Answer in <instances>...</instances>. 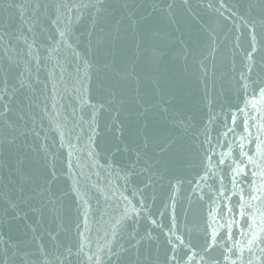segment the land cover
<instances>
[{
	"label": "snow or ice",
	"instance_id": "snow-or-ice-1",
	"mask_svg": "<svg viewBox=\"0 0 264 264\" xmlns=\"http://www.w3.org/2000/svg\"><path fill=\"white\" fill-rule=\"evenodd\" d=\"M86 17L89 51L107 57L74 47ZM228 20L225 71L214 25ZM192 25L211 56L196 61L209 109L200 122L162 70L169 53L187 63ZM209 81L224 91L219 111ZM105 114L112 136L98 151ZM45 120L67 152L59 170ZM85 168L105 176L91 185L96 207ZM158 187L168 194L153 214ZM98 211L109 221L94 240ZM0 264H264V0H0Z\"/></svg>",
	"mask_w": 264,
	"mask_h": 264
},
{
	"label": "water",
	"instance_id": "water-1",
	"mask_svg": "<svg viewBox=\"0 0 264 264\" xmlns=\"http://www.w3.org/2000/svg\"><path fill=\"white\" fill-rule=\"evenodd\" d=\"M228 3H239L244 4L246 0H227ZM207 18V17H206ZM237 23H239L237 21ZM88 25L89 21L87 17L85 20L75 27V33L73 36V44L77 51L81 52L82 55H87L89 58H100L101 56L107 57L108 52L105 51L104 53H97L95 51H89V33H88ZM217 30V36L220 42V50L216 53V63L218 66L223 65L224 70L227 71L228 61L232 58V41L234 36L236 35L235 29L233 27L232 20L228 21H221L218 25H214ZM179 35V33H177ZM183 39L187 41V48L190 51V55L188 56L187 63H185L183 57L173 56L171 53L166 55L162 62V70L166 73L168 79L172 82L174 87L178 90L181 98L183 99L186 107L197 117V122L201 120L206 121L208 117V106L204 100L205 96V87L202 80L197 79L200 76V72L197 67L196 61L201 58V53L208 56V63L211 66V56L208 54V44L209 40L208 37L205 35L203 31H201L200 27L197 25H192L190 28L185 29V34ZM247 36L245 32V37L243 42L246 44ZM43 54V53H42ZM63 55V54H62ZM69 56V63L65 64L66 69V81L67 87L71 89L75 84L74 79L70 78V74L75 72V67L71 63V54H67ZM45 63L48 64V67L51 68L53 66L54 61H46ZM237 67H239V57H237ZM59 69H57V72ZM47 76V70L44 66H41L40 69V78L44 80ZM91 87L93 89V94L95 95V88L97 87V83L95 78L92 81ZM62 91V88H61ZM208 94L210 99H215V104L213 108L215 111H219L220 104L224 102V91L221 89L220 84L217 83L215 88L211 81H209L208 85ZM71 95V93H69ZM230 100L232 103L239 102L234 94H229ZM69 101L66 98L64 103L67 104ZM51 111V109H49ZM45 127L44 132L48 135V143L51 147L52 151L57 155V169L63 167L61 161H65L67 158L66 149H59L58 148V139L56 138V133L54 131H49L48 128V121H44ZM107 125V127L105 126ZM111 127L110 120L108 119L107 114H105L101 118L100 128L98 130V143L100 144V149L98 151L106 149L109 145L111 140L112 132L109 130ZM43 135V133H42ZM86 140V137H82L81 144H83ZM75 143V141H73ZM199 169H193L189 175H187V179H192L195 177V172ZM84 179L82 180V184L88 186L87 197L91 199L92 204L96 207V199L99 195L95 189L91 188L92 184L98 183L100 185L104 182V173L101 172L100 177H96L95 175H91L89 170L85 168L84 170ZM91 176L89 180L88 177ZM64 177L60 182V186H63ZM189 186L185 184L183 186L184 192H186ZM181 193V195L184 194ZM168 194L167 187L164 188H157V199L155 205L152 209L153 214H156L159 209L162 208L164 200H166ZM70 205V201L68 202ZM186 201H181V205L186 204ZM99 208L103 210L104 208V201L101 198ZM195 215L199 217L201 215V209L199 206H195ZM206 210V209H205ZM71 214L73 218L76 215L75 208L70 207ZM110 212L113 210H109ZM179 212V206H178ZM101 211L97 212L96 218L93 223L90 225L92 227V237L95 240L97 238V233L103 236V230L108 227L107 222L109 221V216H104L103 220L100 219ZM163 223L165 225L168 224V217L167 214L164 217ZM151 227L146 222H141L140 230L143 232L146 228ZM158 231V230H156ZM17 233L13 232L12 235L15 236ZM161 240H163V236H161ZM101 242H103L101 240Z\"/></svg>",
	"mask_w": 264,
	"mask_h": 264
}]
</instances>
